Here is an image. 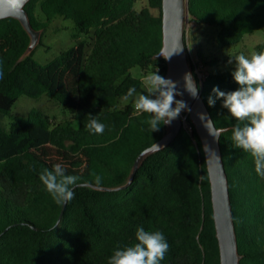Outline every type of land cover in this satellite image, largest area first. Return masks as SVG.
Returning <instances> with one entry per match:
<instances>
[{"label":"trees","instance_id":"obj_1","mask_svg":"<svg viewBox=\"0 0 264 264\" xmlns=\"http://www.w3.org/2000/svg\"><path fill=\"white\" fill-rule=\"evenodd\" d=\"M136 1L28 0L24 7L41 35L62 16L91 38L47 63L33 58L31 35L19 18H0V116L11 119L9 128L0 124V264H107L117 245L136 242L138 226L166 237L169 250L161 264H222L206 154L187 111L180 114H187L191 131L183 124L173 141L145 154L127 188H104L126 184L139 154L168 132L167 124L151 132L145 122L150 114L122 101L129 87L142 84L130 72L134 66L163 77L168 68L161 54L163 0H147L140 8ZM188 12L191 20L217 27L220 47L264 31V0H188ZM255 49L264 51V41ZM198 56L203 76L193 73L221 130L239 264H264V178L251 156L233 147L237 121L212 93L213 87H239L234 69L220 66L228 57L208 59L200 48ZM22 93L57 99L72 119L56 122L36 109L26 116L12 113ZM89 115L105 124L103 134L87 130ZM57 163L79 177L62 216L63 205L39 179L43 168Z\"/></svg>","mask_w":264,"mask_h":264},{"label":"clouds","instance_id":"obj_2","mask_svg":"<svg viewBox=\"0 0 264 264\" xmlns=\"http://www.w3.org/2000/svg\"><path fill=\"white\" fill-rule=\"evenodd\" d=\"M179 51L178 47L172 53ZM170 56L171 54L167 58ZM232 57L235 59L232 77L239 87L228 92L213 87L212 93L216 99H222V106L237 121L231 133L233 147L248 153L256 174L264 178V51L253 52L250 56L240 53ZM0 78H3L2 70ZM183 81L184 91L192 98H197L199 86L190 72L185 73ZM142 82L145 88L143 93L146 94H137L136 87H129L124 99L133 100L135 111L150 114L145 122L151 132L158 131L163 124H170L179 117L182 110L191 111L183 99H176L184 94L178 90L179 82L164 78L157 74V70L144 75ZM208 104L214 106L212 96L209 97ZM89 116L91 118L86 125L87 130L92 134H103L105 124L95 116ZM199 116L202 121L205 120V114L201 113ZM242 121L247 122L240 123ZM212 123L208 120L205 126L209 129ZM39 179L57 205H65L74 199L73 188L79 177L68 174L62 164H54L50 169L43 168ZM95 182L99 184L101 177L97 176ZM135 241L123 247L117 245L107 264H161L169 250L168 241L161 231H147L143 226L136 228Z\"/></svg>","mask_w":264,"mask_h":264},{"label":"water","instance_id":"obj_3","mask_svg":"<svg viewBox=\"0 0 264 264\" xmlns=\"http://www.w3.org/2000/svg\"><path fill=\"white\" fill-rule=\"evenodd\" d=\"M28 0H0V18L15 16L21 20L27 31L30 33L32 41L39 40L41 31L36 30L31 25L27 11L24 7ZM189 17L188 0H163V48L161 54L167 59L168 68L164 78H170L179 82V91H183V99L191 109L187 111L190 118L195 123L199 135L202 139L203 147L206 154L207 166L212 185V196L215 211V220L217 234L220 244L222 264H239V254L237 251V237L235 224L233 221L231 199L228 184V176L226 173L222 149L220 146V129L213 122L211 114L201 95V86L192 71L190 60L187 53V45L184 37V24ZM30 45V48H31ZM179 52H174L177 48ZM30 51V50H29ZM171 56L167 58L169 55ZM191 73L197 85L199 86V94L197 98H192L183 88V77L185 73ZM175 105H173L174 107ZM205 114V120L200 119L199 114ZM211 120L212 126L209 129L205 123ZM183 126V117L181 114L172 121L168 132L151 146L144 149L137 157L134 169L128 182L114 188L105 189H124L132 184L136 172L140 165L141 158L148 152L158 149L159 147L170 143L178 135ZM219 135L218 137L215 135ZM65 205H63L61 216L64 213Z\"/></svg>","mask_w":264,"mask_h":264},{"label":"rangeland","instance_id":"obj_4","mask_svg":"<svg viewBox=\"0 0 264 264\" xmlns=\"http://www.w3.org/2000/svg\"><path fill=\"white\" fill-rule=\"evenodd\" d=\"M147 4V0H137L135 6L140 8ZM155 13L156 9L153 10ZM186 31V45L187 53L190 57V64L193 68V72L199 77L203 73L198 72L202 70L203 63L199 59L198 50H203L208 59L210 57L218 56L219 58L228 57L227 64L220 62V66L223 68L231 67L235 69V59L232 56L244 53L246 56H250L253 52H257L255 46L264 41V31L257 30L251 34H246L242 41L229 47H220L215 43V34L217 27L207 24L197 23L187 18L184 24ZM86 39L91 41L90 35L87 33H80L76 27L75 22L71 18L57 16L49 25L42 31L41 39L33 41L30 52H33V58L39 63H47L60 54L62 50H66L76 45L80 40ZM231 60V63L229 61ZM151 68L144 69L140 66H134L131 69L133 76L139 77L143 80V76L149 72H152ZM145 91L143 82L137 94ZM146 94V93H143ZM176 99L179 100L177 96ZM124 103H133L132 99H122ZM36 109L48 114L56 122H65L72 119L71 113L68 109L64 108L62 104L55 98H51L46 94H42L38 97H32L27 94H20L16 102L11 108V112L26 116L31 110ZM183 111V110H182ZM11 119L8 113H3L0 116V124L9 128ZM167 124V130L169 126Z\"/></svg>","mask_w":264,"mask_h":264},{"label":"built area","instance_id":"obj_5","mask_svg":"<svg viewBox=\"0 0 264 264\" xmlns=\"http://www.w3.org/2000/svg\"><path fill=\"white\" fill-rule=\"evenodd\" d=\"M198 72L200 73L199 69H198ZM202 76H203V74L201 76H199L198 78L201 79ZM186 115H187L186 113L185 114H181V116L183 117V124L189 131H191V125L186 123Z\"/></svg>","mask_w":264,"mask_h":264}]
</instances>
